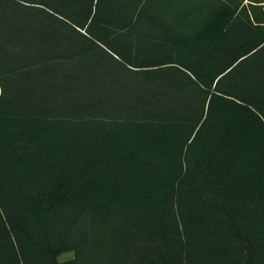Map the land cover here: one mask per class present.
I'll return each instance as SVG.
<instances>
[{
  "label": "trees",
  "instance_id": "1",
  "mask_svg": "<svg viewBox=\"0 0 264 264\" xmlns=\"http://www.w3.org/2000/svg\"><path fill=\"white\" fill-rule=\"evenodd\" d=\"M118 1L0 0V264H264V20L142 59Z\"/></svg>",
  "mask_w": 264,
  "mask_h": 264
},
{
  "label": "rangeland",
  "instance_id": "2",
  "mask_svg": "<svg viewBox=\"0 0 264 264\" xmlns=\"http://www.w3.org/2000/svg\"><path fill=\"white\" fill-rule=\"evenodd\" d=\"M218 1L220 0H120L117 2L119 12L116 22L124 27V32L120 33L123 37L120 43L133 45L135 55L142 59L158 53L160 55L167 37L185 34L196 25L203 24L211 13L208 6ZM125 21L127 22L121 25ZM115 43L119 45L118 42ZM100 55L99 67L101 65L108 76L115 75L117 68L109 54L103 52ZM73 258L74 253H65L59 257V261L65 262Z\"/></svg>",
  "mask_w": 264,
  "mask_h": 264
},
{
  "label": "crops",
  "instance_id": "3",
  "mask_svg": "<svg viewBox=\"0 0 264 264\" xmlns=\"http://www.w3.org/2000/svg\"><path fill=\"white\" fill-rule=\"evenodd\" d=\"M227 5L237 9L236 19L238 21H251L255 22V18L264 20V0H220L211 3L208 10H213L214 7ZM211 14V13H210ZM206 21V19H205Z\"/></svg>",
  "mask_w": 264,
  "mask_h": 264
}]
</instances>
